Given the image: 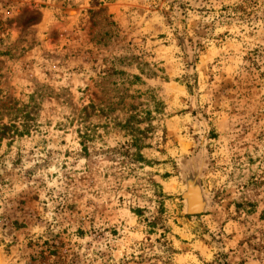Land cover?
<instances>
[{
    "label": "rangeland",
    "instance_id": "1",
    "mask_svg": "<svg viewBox=\"0 0 264 264\" xmlns=\"http://www.w3.org/2000/svg\"><path fill=\"white\" fill-rule=\"evenodd\" d=\"M219 255L264 264V0H0V264Z\"/></svg>",
    "mask_w": 264,
    "mask_h": 264
},
{
    "label": "trees",
    "instance_id": "2",
    "mask_svg": "<svg viewBox=\"0 0 264 264\" xmlns=\"http://www.w3.org/2000/svg\"><path fill=\"white\" fill-rule=\"evenodd\" d=\"M154 98V107L151 111H147V117L150 118H153L152 116V113H157L159 112L160 108H161V102L158 100H155V97ZM91 106V105H90ZM83 110H86V107H83ZM141 112V111H140ZM143 112V111H142ZM142 115V113H134L132 115H130V117L123 123L121 124V127L124 128L128 134L131 136V141H132V147H134L136 149L134 155L136 157V159L140 162H145L146 159L142 156V153L140 151V147H141V144H139V142L142 140V136H143V133L144 131V128H140L138 126V123H140V116ZM24 118L25 120H29V115L27 113H25L24 115ZM83 119V118H82ZM130 119V120H129ZM131 119H135L136 120V124H133V122L131 121ZM13 122V121H12ZM7 129L11 132H16L14 129H12L13 127L16 128L13 123H9V125L6 126ZM28 127V125H25V129ZM24 129V130H25ZM208 264H229L226 260V256L224 255H219L217 256L213 262L211 263H208Z\"/></svg>",
    "mask_w": 264,
    "mask_h": 264
}]
</instances>
